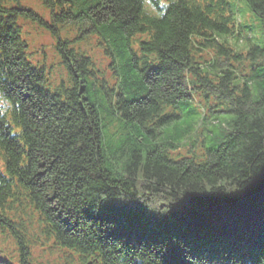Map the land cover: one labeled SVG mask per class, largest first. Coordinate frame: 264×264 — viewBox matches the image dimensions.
Segmentation results:
<instances>
[{
    "label": "trees",
    "instance_id": "obj_1",
    "mask_svg": "<svg viewBox=\"0 0 264 264\" xmlns=\"http://www.w3.org/2000/svg\"><path fill=\"white\" fill-rule=\"evenodd\" d=\"M42 2L48 19L0 0V264L50 241L95 264H264V48L218 40L237 32L227 0ZM245 2L264 28V0ZM20 18L53 36L67 80L48 86ZM75 31L111 57L103 94ZM195 95L214 125L204 158L174 140Z\"/></svg>",
    "mask_w": 264,
    "mask_h": 264
},
{
    "label": "rangeland",
    "instance_id": "obj_2",
    "mask_svg": "<svg viewBox=\"0 0 264 264\" xmlns=\"http://www.w3.org/2000/svg\"><path fill=\"white\" fill-rule=\"evenodd\" d=\"M228 4L231 6L233 11L235 12V16L237 18V32L232 35L218 34V40L221 42H227L230 44L235 50H248L251 46L256 45L260 48H264V28L260 19L251 11L248 4L245 0H227ZM22 5L29 7L45 17L46 19L50 18V10L45 7L42 0H21ZM19 23L21 25L22 36L28 42L29 48V58L33 62H43L46 64V69L48 72L49 79V87L53 88L55 84H57L60 80L65 81L68 78L66 68L60 63L59 58L54 49L55 39L53 36L47 31L43 29V27L30 22L29 20H25L23 18L19 19ZM80 32H76L72 36L71 45L74 46L79 51L89 55L93 62L95 63L98 74H96L98 80L96 82L97 88H100V92L103 94L105 86H112L115 82L113 78V74L110 73V69L108 67V60H110V55L105 54L103 48H99L97 46V40L95 36L86 39L74 40L75 37L80 34ZM96 35L90 33L89 36ZM62 36H64V31H62ZM100 38L98 35H96ZM147 36L139 35V38L136 36H132L129 39V49L131 51V55H135L138 57V68H142L143 60L141 59L143 54L139 49V40L146 39ZM113 48V47H112ZM209 49H205V54H211ZM105 55V56H104ZM107 59H106V58ZM211 56L208 55V60H210ZM251 61L249 59H244L240 61L239 64L236 62L233 65L237 69V75L241 79H245L249 77L251 74ZM65 75V76H64ZM100 86V87H99ZM211 99V98H210ZM210 101V100H209ZM107 105V104H106ZM174 108H170L172 111ZM107 110L110 111V107H107ZM180 113L179 121L181 124H185L187 126V130L182 132L181 137L175 138V142L178 143L180 147L184 148L189 147L192 153H195L199 156V158H204L207 151V145L209 137L212 134L206 135V130L204 129H213L214 125L210 124V122L206 123L203 121L204 112L209 113L208 104H205L204 100L200 98V96L195 95L193 98L185 100L180 103V109L177 110ZM226 116L229 114H225ZM103 117V116H102ZM221 117V116H220ZM108 122L107 126L113 121L114 125L121 126V132L125 129L119 120H111ZM225 122V118L220 119ZM127 124V123H125ZM179 126L178 129H184V126ZM127 126V125H126ZM172 126H169L171 128ZM113 130V129H112ZM168 132L170 129L167 130ZM181 131V130H180ZM186 142V143H184ZM28 222L31 221V218H27ZM33 229L31 230V232ZM37 242H39L37 240ZM48 245L36 246L34 245L33 249V262L34 264H86L82 260V257L76 253L69 252L64 250L58 246H54L52 241L48 242ZM0 246H13L6 244H0ZM5 251L9 254L10 251ZM8 256V255H7ZM95 264V263H93Z\"/></svg>",
    "mask_w": 264,
    "mask_h": 264
},
{
    "label": "water",
    "instance_id": "obj_3",
    "mask_svg": "<svg viewBox=\"0 0 264 264\" xmlns=\"http://www.w3.org/2000/svg\"><path fill=\"white\" fill-rule=\"evenodd\" d=\"M88 264H90V263H88Z\"/></svg>",
    "mask_w": 264,
    "mask_h": 264
}]
</instances>
